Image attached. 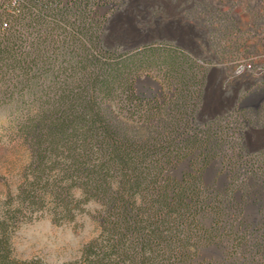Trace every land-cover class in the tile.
<instances>
[{
  "label": "trees",
  "instance_id": "obj_1",
  "mask_svg": "<svg viewBox=\"0 0 264 264\" xmlns=\"http://www.w3.org/2000/svg\"><path fill=\"white\" fill-rule=\"evenodd\" d=\"M127 3L0 0V106L32 152L18 205L0 216L1 264H18L6 235L24 213L48 205L72 223L88 204L100 234L67 264H264V214L246 216L264 213V149L235 138L248 111L206 113L212 67L175 43L125 50L110 30ZM187 7L223 38L241 33L205 0Z\"/></svg>",
  "mask_w": 264,
  "mask_h": 264
},
{
  "label": "rangeland",
  "instance_id": "obj_2",
  "mask_svg": "<svg viewBox=\"0 0 264 264\" xmlns=\"http://www.w3.org/2000/svg\"><path fill=\"white\" fill-rule=\"evenodd\" d=\"M191 1L195 0H128L124 12L114 18L110 33L132 41L167 27L185 45L184 50L209 61L212 70L206 113L218 115L225 110L233 111L241 103L249 113L250 122L244 126L238 124L236 133L241 136L238 134L235 138L244 140L250 154L257 153L264 149V88L261 87L264 83V26L257 27L253 17L258 13L262 15L264 7L260 0H205L221 13H231L230 17L241 31L223 38L224 29L187 7ZM151 7H158L162 15L147 16ZM134 13L145 17H141L142 23L137 22ZM217 39H221L218 44ZM247 63L252 64L253 70L238 77L239 65ZM157 82L163 84L161 78ZM254 86L256 88H252ZM7 109L8 106H0V216L18 205L19 189L32 162V152L14 131ZM211 179L212 172L207 175V180ZM42 209L34 212L30 209L32 211L24 213L10 226L6 235L8 261L18 264L78 261L83 248L100 234V226L94 218L97 207L88 204L86 212L74 222L61 224L53 222L48 205ZM263 214L257 206L249 205L246 209L251 224L258 223Z\"/></svg>",
  "mask_w": 264,
  "mask_h": 264
},
{
  "label": "water",
  "instance_id": "obj_3",
  "mask_svg": "<svg viewBox=\"0 0 264 264\" xmlns=\"http://www.w3.org/2000/svg\"><path fill=\"white\" fill-rule=\"evenodd\" d=\"M162 41L175 43L177 46L186 49L185 45L179 42L177 37L171 31H169L167 27H165L163 30H159L156 34H151L140 39L132 40L127 44L125 50L134 51L142 46Z\"/></svg>",
  "mask_w": 264,
  "mask_h": 264
},
{
  "label": "built area",
  "instance_id": "obj_4",
  "mask_svg": "<svg viewBox=\"0 0 264 264\" xmlns=\"http://www.w3.org/2000/svg\"><path fill=\"white\" fill-rule=\"evenodd\" d=\"M253 70V67H252V64H250V63H247V64H241V65H239V68L237 69V73H236V75L238 76V77H240L245 71H252ZM240 81L241 80H239V82H237V84H240ZM262 88H264V83L262 84V86H261ZM252 88H256L255 86L254 87H252ZM247 89H244V91H246Z\"/></svg>",
  "mask_w": 264,
  "mask_h": 264
}]
</instances>
